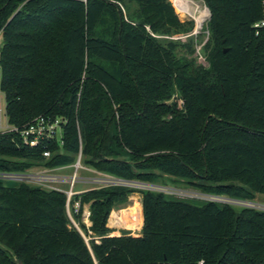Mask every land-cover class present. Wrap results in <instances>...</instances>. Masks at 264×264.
Here are the masks:
<instances>
[{"label": "trees", "instance_id": "obj_1", "mask_svg": "<svg viewBox=\"0 0 264 264\" xmlns=\"http://www.w3.org/2000/svg\"><path fill=\"white\" fill-rule=\"evenodd\" d=\"M204 2L208 67L178 54L194 53L174 39L196 26L170 0H0L9 125L65 122L63 152L57 139L31 148L0 133V174L71 166L82 153L127 181L264 195V29L254 28L262 0ZM136 193L142 236H111L109 219ZM70 212L79 228L64 192L0 179V264H264L261 211L107 187L75 195ZM81 231L93 234L89 243Z\"/></svg>", "mask_w": 264, "mask_h": 264}, {"label": "built area", "instance_id": "obj_2", "mask_svg": "<svg viewBox=\"0 0 264 264\" xmlns=\"http://www.w3.org/2000/svg\"><path fill=\"white\" fill-rule=\"evenodd\" d=\"M263 10H264V0H262ZM254 28L256 29L257 35L260 34L261 30L264 29V19L255 24ZM0 61H1V41H0ZM2 103L0 101V124L2 123ZM65 122L60 119H53L50 117L40 116L34 119L29 125L25 126L22 129L11 128L5 133H16L19 134L23 139V142L26 146L31 148H35L44 142H50L54 139H57V133L59 130L62 131L63 124ZM51 156V152L46 151L44 153V157L49 158ZM76 168V173L73 177H59L53 174V170H42L41 172H32L27 174H0L2 178L0 179H9L21 182L34 183L37 186L49 189V190H57L60 192H64L68 196V208L69 214L74 222L71 212H70V201L71 199L78 194H82L84 192L74 191V188L77 184H90L94 185V189H102L107 187H129L137 190L143 191H153L163 193L169 196H174L180 199H189L200 202H211L220 205H228L238 209H252L264 212V204L259 202L230 198L226 196H218L214 194H206L200 191H196V193L187 191H183L178 188H171L162 185H155L149 183H142L136 181H127L124 179H119L113 177L108 174L100 173L97 170H94L97 176L91 179H87L84 181L83 179L78 178L77 172L82 167V153L78 156L76 164H74ZM62 185H69V190H64L61 188ZM89 191V190H88ZM80 210V203L76 204L75 212L78 213ZM75 224V222H74ZM76 225V224H75Z\"/></svg>", "mask_w": 264, "mask_h": 264}, {"label": "rangeland", "instance_id": "obj_3", "mask_svg": "<svg viewBox=\"0 0 264 264\" xmlns=\"http://www.w3.org/2000/svg\"><path fill=\"white\" fill-rule=\"evenodd\" d=\"M175 8L176 14L178 15L179 19L181 20V22L183 23H187V22H193L196 26L195 31L187 36H184L182 38H175V41H178L179 43H188L193 45L195 51L194 53H190L187 49L185 48H180L178 49V54L181 57H186L187 60L190 61H194V63L196 65H201V66H205L208 67V61L206 60V56L203 53V47L206 44V42L209 39V32L207 30V26L209 21L211 20V12L209 10V8L206 6L204 0H182L183 2L189 4V8H190V14H187L186 12H184L180 6V2L179 0H170ZM205 11H207V15L206 17L198 22L195 16L200 15V13H204ZM192 13H195V15L193 16ZM0 101L2 103V123L0 124V133H5L7 132L9 129H11L12 127L9 125L8 120H7V113H6V98H5V94L0 90ZM175 101H177L178 103H180L179 105L181 106V101L180 99L177 97L175 98ZM172 102H174L173 100L168 102L169 104H171ZM62 135L63 132L61 130L58 131L57 133V141L60 147V152H63V146L64 143L62 141ZM82 167L80 168L77 172V176L80 179H83L84 181H87V179H91L96 177L97 175L95 173H93V171L95 170L91 165L87 164L86 161L82 162ZM42 170H38L37 172H41ZM76 173V168L74 165L71 166H64V167H60L58 169H55L53 171V174L59 177H73ZM0 178H2V176H0ZM30 186L32 187H37L36 184L34 183H29ZM61 188H63L64 190H69L70 187L69 185H62ZM95 186L94 185H90V184H77L76 187L74 188V191H81L84 189H94ZM174 188V187H171ZM181 189L183 191H187L188 193L193 192L196 193V190L193 189H186V188H178ZM257 202L264 204V195H257ZM138 211V210H137ZM136 215H133L132 213L129 214H125L122 212V217L123 215L132 219L134 221V223L136 221L139 220L138 218V212H136ZM119 214V213H117ZM131 214V215H130ZM90 205H87L86 208L84 209V213H83V223L86 225V227L89 229L91 227V222H90ZM118 216L119 218H121V216L114 214L113 216H111V218L109 219V222H111L112 225H116V226H120L122 224H119V220H117L118 222L116 223L115 221H113V219ZM122 219V218H121ZM131 220V221H132ZM141 220V219H140ZM124 221V220H123ZM108 222V224H109ZM116 223V224H113ZM130 220L125 223V225H127L126 228H130ZM136 224V223H135ZM135 224L132 227H137L135 226ZM129 225V226H128ZM78 226V225H76ZM79 228V226H78ZM82 232V231H81ZM83 236L85 237L86 241L89 243V241L91 240V236H93V234L91 232H89V236H87L85 233H83Z\"/></svg>", "mask_w": 264, "mask_h": 264}, {"label": "crops", "instance_id": "obj_4", "mask_svg": "<svg viewBox=\"0 0 264 264\" xmlns=\"http://www.w3.org/2000/svg\"><path fill=\"white\" fill-rule=\"evenodd\" d=\"M0 41L2 42V36H0ZM88 190L89 189H84V190L77 191V192L80 193V192H84V191H88ZM142 202H143V197H142V195L140 193H136V194H133V195L130 196L128 205L124 209L119 210V211H117L115 213L116 215L121 216L122 220L119 221L120 222L119 224H122V225H120V226L112 225L111 224L112 220L108 224V227L113 231V233H112L111 236H121L123 232H130V234L132 236H135V237H141L142 236V230H143V225H144V212H143V203ZM137 205L139 207L137 209L138 211H136V212H138V218H139V220L135 222L136 224L134 223V221L132 219H130L128 217H126L124 215L122 217V212L123 211L130 210L133 207H137ZM85 208H86V206H85ZM141 211H142V213H141ZM117 213H119V214H117ZM136 214L137 213H134L133 215H136ZM117 218H119V217L116 216L113 220H116ZM129 220H130V223H131L130 228H126L127 225H125V223H127ZM113 224H116V223H113ZM134 224L137 227H135V228L132 227Z\"/></svg>", "mask_w": 264, "mask_h": 264}, {"label": "bare ground", "instance_id": "obj_5", "mask_svg": "<svg viewBox=\"0 0 264 264\" xmlns=\"http://www.w3.org/2000/svg\"><path fill=\"white\" fill-rule=\"evenodd\" d=\"M179 2H180V6H181L182 10H183L184 12H186L187 14H190L189 4L183 2L182 0H179ZM207 13H208V12L205 11L204 13H200V15L195 16L196 19H197V21H198V22L202 21V20L206 17ZM192 14H193V16L195 15V13H192ZM138 207H139V206L137 205V207H133V208H131L130 210H125V211H123V213H125V214L132 213V214H134V213H136ZM130 215H131V214H130ZM117 220L121 221L122 219H121V218H117L116 220H113V221H115V222L117 223V222H118Z\"/></svg>", "mask_w": 264, "mask_h": 264}, {"label": "water", "instance_id": "obj_6", "mask_svg": "<svg viewBox=\"0 0 264 264\" xmlns=\"http://www.w3.org/2000/svg\"><path fill=\"white\" fill-rule=\"evenodd\" d=\"M0 76H1V70H0Z\"/></svg>", "mask_w": 264, "mask_h": 264}]
</instances>
